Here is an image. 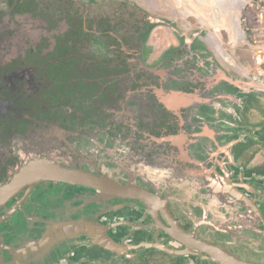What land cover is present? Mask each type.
Returning <instances> with one entry per match:
<instances>
[{
    "label": "flooded vegetation",
    "instance_id": "1",
    "mask_svg": "<svg viewBox=\"0 0 264 264\" xmlns=\"http://www.w3.org/2000/svg\"><path fill=\"white\" fill-rule=\"evenodd\" d=\"M137 1L0 0V189L99 180L14 193L3 264H264V80Z\"/></svg>",
    "mask_w": 264,
    "mask_h": 264
},
{
    "label": "rangeland",
    "instance_id": "2",
    "mask_svg": "<svg viewBox=\"0 0 264 264\" xmlns=\"http://www.w3.org/2000/svg\"><path fill=\"white\" fill-rule=\"evenodd\" d=\"M138 0V4H144L145 0ZM161 1V0H160ZM260 3L264 7V2L260 0H234L235 11H233V18L235 22L231 23L230 32L228 33L225 29L221 32L214 28V15L212 13L204 12L201 14L202 17H196L194 14L186 11L185 7H178L177 1L174 0H163L166 2L167 6H163L159 0H150V5L154 7L156 11H151L152 13L160 15H171L183 18L184 20L190 22L194 28L192 30H202L204 36L212 37L219 36L218 39L223 45V48L231 54L240 65L250 69L253 68L258 70V65L256 64L257 52L253 49V44L255 37L259 40H264V21L260 22L258 19L259 11L254 7L251 8L248 2ZM159 2V3H158ZM158 4H161L158 5ZM147 8V7H144ZM181 21V19H179ZM210 21V23H209ZM180 24V23H179ZM215 34V35H214ZM253 73H257L253 71Z\"/></svg>",
    "mask_w": 264,
    "mask_h": 264
},
{
    "label": "water",
    "instance_id": "3",
    "mask_svg": "<svg viewBox=\"0 0 264 264\" xmlns=\"http://www.w3.org/2000/svg\"><path fill=\"white\" fill-rule=\"evenodd\" d=\"M154 21L160 22L162 24H166L165 19H153ZM218 22H214V26H217ZM168 25L173 28V24L172 23H168ZM201 35L203 34V31L200 30L199 31ZM215 35V34H214ZM212 39L211 35L208 36ZM218 35L213 36V40L215 39L216 42L213 44V47L215 48V52L221 54L224 56V59L226 61V63L228 65H233L235 66H239V68H242L243 66L240 65V63H238L234 58H232L231 54H229L224 48L223 45L220 43V40L218 39ZM245 68V67H243ZM263 78V76L260 75H252V77L247 79V82H245V87L252 89L253 87H257L258 84H254V80L255 78ZM224 79L229 80V78H227L226 76L224 77ZM234 83L236 85H241L238 82L234 81ZM257 83V82H256ZM261 90H264V81L263 83L260 85ZM51 180H60L63 182H77V181H85V182H99L98 179L93 178L91 176H87V175H82L81 173L78 172H71L68 171L66 169H63L59 166H57L54 163H49L47 161H32L26 165H24L22 168L18 169V171H16L11 179L10 184L2 187L0 189V206L4 205L6 203V201L14 194L16 193L18 190L22 189V187L26 184L32 183V182H36V181H51ZM162 249L164 251H168V252H172L170 251L168 248L166 247H162ZM1 264H3L4 261V255H1ZM218 261H220L221 264H227V259L225 257L219 256Z\"/></svg>",
    "mask_w": 264,
    "mask_h": 264
},
{
    "label": "crops",
    "instance_id": "4",
    "mask_svg": "<svg viewBox=\"0 0 264 264\" xmlns=\"http://www.w3.org/2000/svg\"><path fill=\"white\" fill-rule=\"evenodd\" d=\"M174 1H177L178 7H185L186 11L194 14L196 17H202L201 14H205L204 12L212 13L215 21L218 22L217 26H214V28H216L219 32L225 29L229 33L231 23H234L236 19L233 18V11H235L236 8L234 0H202L201 3H199L201 0ZM260 1L264 2V0ZM261 7L263 8L261 10L264 11V7Z\"/></svg>",
    "mask_w": 264,
    "mask_h": 264
},
{
    "label": "built area",
    "instance_id": "5",
    "mask_svg": "<svg viewBox=\"0 0 264 264\" xmlns=\"http://www.w3.org/2000/svg\"><path fill=\"white\" fill-rule=\"evenodd\" d=\"M249 6L251 8L255 7L259 11L258 19L260 22H263L264 11L261 10L263 9L261 5L258 2L255 3L250 1ZM253 49L255 50V52H257V55H259L258 58H256V64L258 65L259 75L264 76V40L262 41V39L259 40L258 38L255 37Z\"/></svg>",
    "mask_w": 264,
    "mask_h": 264
},
{
    "label": "clouds",
    "instance_id": "6",
    "mask_svg": "<svg viewBox=\"0 0 264 264\" xmlns=\"http://www.w3.org/2000/svg\"><path fill=\"white\" fill-rule=\"evenodd\" d=\"M249 3V2H248ZM249 5V4H248Z\"/></svg>",
    "mask_w": 264,
    "mask_h": 264
}]
</instances>
